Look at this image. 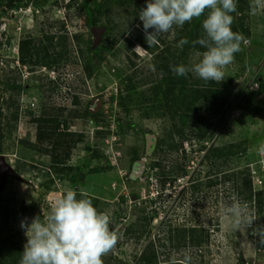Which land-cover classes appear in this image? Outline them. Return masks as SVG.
I'll list each match as a JSON object with an SVG mask.
<instances>
[{
  "label": "rangeland",
  "instance_id": "obj_1",
  "mask_svg": "<svg viewBox=\"0 0 264 264\" xmlns=\"http://www.w3.org/2000/svg\"><path fill=\"white\" fill-rule=\"evenodd\" d=\"M145 1L135 0L141 9ZM248 2L244 12L233 15L237 27L244 23L239 32L245 38L242 50L226 68L225 80L217 83L227 101L222 113L210 114L215 137L200 151L197 140L190 142L186 135H176L171 141L166 135L170 121L166 110L160 109L166 106L168 82L153 70L154 55L144 51L135 52L137 56L112 53L91 78L79 75L77 52L98 45L90 20H104L106 0H14L11 5L9 0H0L2 155L20 177L8 178L0 193V237L19 233L25 244L21 221L43 218L64 190L71 188L77 191V198H89L98 211H106L110 227L121 234L117 245L102 257L104 264H137L150 241L156 240L158 245V236L169 233V225L185 224L209 231V243L201 249L206 254L202 264H264V244L252 235L254 228L264 225V207L259 215L253 205L231 206L232 187L222 184L191 199L189 185L194 177L208 175L207 165L201 164L212 144L235 145L227 168L242 173L249 169L253 193L262 194L264 204V154L258 151L264 143V0ZM116 11L115 20H102L95 27L110 23L109 28L118 26L121 33L133 26L131 19L140 10L115 8L113 13ZM206 15L207 11L182 28L161 35L167 43H175L185 26ZM103 33L104 29L100 38ZM45 35H56L54 44L64 45L56 49L62 51L63 60H57L59 54L45 41L42 45L52 50L49 59L42 64L26 58L23 63L21 42L41 40ZM116 39L115 35L111 38L122 47L124 38ZM176 47L177 43L173 50ZM41 48L36 45L34 51ZM180 56V64L186 66L196 60L192 51ZM128 57L136 68L127 65ZM129 79L134 80L135 89L129 87ZM38 121L48 130L57 128L82 136L70 144L71 156L59 159L62 164H53L58 158L51 153L49 141H38ZM173 142L183 143L179 152L168 151ZM219 165L214 164L216 175L224 168ZM135 198H139L137 204ZM223 201L226 205H217ZM152 209L158 211L157 219L148 227L150 234L141 239L135 232ZM247 215L255 219L252 227L238 225ZM135 224L139 228H134ZM187 253L176 254L174 259ZM170 256L167 249H161L162 262ZM185 261L199 264L201 258L190 253Z\"/></svg>",
  "mask_w": 264,
  "mask_h": 264
},
{
  "label": "trees",
  "instance_id": "obj_2",
  "mask_svg": "<svg viewBox=\"0 0 264 264\" xmlns=\"http://www.w3.org/2000/svg\"><path fill=\"white\" fill-rule=\"evenodd\" d=\"M13 1L14 0H9L10 5L13 4ZM106 2L107 8L104 12H102V17L106 16L104 17V20L102 19L103 22L106 20H115L114 15L117 16L119 13V11L113 13L115 8L121 9L127 7V9H133L137 7L138 10H141L140 3L135 2V0H117V7H114L112 4L115 2L114 0H106ZM144 3L146 4V1ZM248 7V0H237L236 12H244V10ZM235 13H232V15ZM134 15L136 18L131 19L133 26L127 28L121 33H118V26L114 29L109 28L107 24L110 23H104V26H100V28L104 29V33L100 38L101 41L98 45L96 47H92L90 45L87 51L79 49L77 52L78 56L76 66L80 68L79 75L91 78L94 75L95 70L98 69L104 60L108 59L110 54H125L126 56H128V54H133L134 56H137L133 49L137 45L141 46V48L145 50L144 52L146 55H154L156 57L157 62L154 64L156 66V70L154 69V71L158 70V76H161V73H163L164 75L161 77L168 82L164 91L166 106H164V109H160V111L164 110V112L166 110L167 117L170 121V128L169 131H166L168 132L166 135L169 136L171 141H174L176 135H186L190 142L195 140L199 141L201 144L200 151L205 150L204 144L213 140L216 133L213 128L214 125L210 121V114L215 115L223 112L224 103L227 101L224 97L225 94L222 88L215 82L205 83L203 80L196 78L192 73H189L187 76H177L170 70V65H180L182 58V56H180L181 52L184 51L189 53L192 51L197 53L198 51L202 52L205 50L199 45L193 46L190 42L184 45L180 52H177L179 49L178 47L173 50V45H176V43L178 44L181 39H187L188 41L191 40L193 42L194 40L200 38L203 35L202 21L205 18H201L196 23L185 26L183 30L178 33V39H176L175 43H167L162 34L158 37V43L149 47L145 40L143 24L139 19V11ZM102 20L92 19L90 20V25L95 27L102 22ZM136 20L141 23L138 25ZM243 26L244 23H241L240 28L237 27L234 20L232 30L239 33ZM151 31L152 30L150 29L149 32ZM244 32L247 36L250 35L248 30ZM113 35H115L117 38L116 40L118 41L121 40V38H124L122 39V47L117 46L116 42L111 40ZM40 39L41 40H39L38 37L34 40H23L21 42L20 53L22 62L25 63L26 58H29L32 60V63L37 61H41L42 64L45 63V61L49 59L50 51H52L48 45H42L45 41L46 43L51 44L52 48L55 49L56 54H59L57 55V60L61 62L64 55L61 50L56 52V49L58 47L62 49L64 45H60L59 43L54 44V41L58 39L56 38V35H45ZM36 45L42 47L41 50L34 51L36 49ZM94 60L95 63L92 64ZM126 60L128 61L127 65L131 67V69L136 68L137 65L132 59L128 57ZM128 83L129 87L131 86L132 89H135L134 80L131 81L129 79ZM176 92L178 95H176ZM154 94L156 95V91H154ZM156 96L159 97L158 95ZM39 123L38 141L40 143L49 141L48 147H50L51 153L58 158L54 159L55 163L53 164H62V160H67L72 154L73 147H71L70 144L76 142V138L79 140L82 136L77 133L59 131L57 128H54V130H48V128L42 127L41 122ZM3 140V126L0 119V155L3 154ZM162 140L163 139L159 140V142L161 143ZM180 144L183 143L173 142V144L168 146L167 149L169 152H179L181 148ZM235 148V145L216 146V143L212 144L208 148L209 150L201 164L202 167H204L203 164L207 165L208 175L205 178L194 177L190 181L189 185L192 189L191 193L193 194L191 199L198 196V194L204 193V189H207L208 191L221 184L229 185L232 187L231 206L237 205L240 208H246L253 205L258 207L259 215H262L264 207L263 195L253 193L251 171L247 169L246 173H242L237 171L235 172V170L227 168V163L233 157L232 155L234 154ZM157 149L160 148L157 146ZM61 158L62 160L59 162V159ZM215 163H219L221 164L219 165L220 167H224L220 168V172L217 175L213 172ZM196 175H200L199 172H197ZM135 200V204H137V200H139V198H135ZM226 201L217 203V205H226ZM146 214L147 215L140 220L142 222L138 220V223H141L140 228L137 224L134 226V228H139L135 233L141 239L150 234L148 227L155 218L157 219L156 216L158 215V211L152 209V211ZM168 229L169 233H167L166 236H163L162 234L158 236V245L156 244V240L150 241L148 246L140 255L137 264H194L185 261L190 253H196L198 257L201 258L199 264H202L201 262L206 254L201 249L209 243V231L204 229V227H198L195 224H185L183 226L169 225ZM130 231L131 230H129V232ZM23 247V240L19 233L5 237L4 239L0 237V264H19ZM161 249H167V251L170 252L171 256L168 261L162 262L160 260ZM185 251L188 253L182 257V259H174L176 254H185ZM163 255L164 254L162 253V256Z\"/></svg>",
  "mask_w": 264,
  "mask_h": 264
},
{
  "label": "clouds",
  "instance_id": "obj_3",
  "mask_svg": "<svg viewBox=\"0 0 264 264\" xmlns=\"http://www.w3.org/2000/svg\"><path fill=\"white\" fill-rule=\"evenodd\" d=\"M206 11L203 35L192 42L193 46L199 45L205 50L196 53V60L190 66L170 65V70L177 76L192 73L205 83H220L225 80V70L234 63L235 54L242 50L245 39L232 30L237 0H146L139 19L146 43L152 47L161 34L182 28ZM188 43L187 39H181L177 47L182 49ZM133 51L145 50L137 45ZM258 151L264 154V143ZM254 221L252 215H247L237 224L252 227ZM110 225L111 218L106 211H98L91 199L77 198V191L67 188L46 216H36L31 223L26 219L21 221L27 242L19 264H104L102 257L121 238ZM252 235L264 244V225L254 228Z\"/></svg>",
  "mask_w": 264,
  "mask_h": 264
},
{
  "label": "water",
  "instance_id": "obj_4",
  "mask_svg": "<svg viewBox=\"0 0 264 264\" xmlns=\"http://www.w3.org/2000/svg\"><path fill=\"white\" fill-rule=\"evenodd\" d=\"M92 32L95 36L96 42H100V34L103 32V29L94 27ZM8 178L20 179L16 171L6 163L4 156L0 155V193L4 189Z\"/></svg>",
  "mask_w": 264,
  "mask_h": 264
},
{
  "label": "built area",
  "instance_id": "obj_5",
  "mask_svg": "<svg viewBox=\"0 0 264 264\" xmlns=\"http://www.w3.org/2000/svg\"><path fill=\"white\" fill-rule=\"evenodd\" d=\"M1 30H5V27L3 25L1 26Z\"/></svg>",
  "mask_w": 264,
  "mask_h": 264
}]
</instances>
